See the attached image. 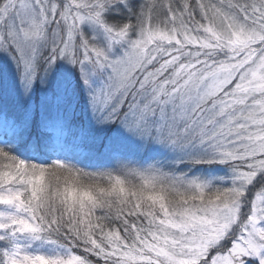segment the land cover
I'll return each mask as SVG.
<instances>
[{
	"label": "snow or ice",
	"instance_id": "6c2138e0",
	"mask_svg": "<svg viewBox=\"0 0 264 264\" xmlns=\"http://www.w3.org/2000/svg\"><path fill=\"white\" fill-rule=\"evenodd\" d=\"M0 264H264V0H0Z\"/></svg>",
	"mask_w": 264,
	"mask_h": 264
}]
</instances>
